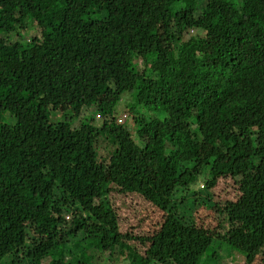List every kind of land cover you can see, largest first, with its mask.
I'll return each mask as SVG.
<instances>
[{
  "label": "trees",
  "instance_id": "obj_1",
  "mask_svg": "<svg viewBox=\"0 0 264 264\" xmlns=\"http://www.w3.org/2000/svg\"><path fill=\"white\" fill-rule=\"evenodd\" d=\"M125 93L147 114L134 130ZM263 124L264 0H0V264H86L93 246L119 264H218L223 247L253 264ZM88 165L104 176L72 170ZM203 174L238 186L214 230L194 217L212 197H177ZM114 193L157 207L160 228L121 233Z\"/></svg>",
  "mask_w": 264,
  "mask_h": 264
},
{
  "label": "rangeland",
  "instance_id": "obj_2",
  "mask_svg": "<svg viewBox=\"0 0 264 264\" xmlns=\"http://www.w3.org/2000/svg\"><path fill=\"white\" fill-rule=\"evenodd\" d=\"M29 59L33 56V53L29 54ZM135 96L129 93H125L120 102L115 108V113L118 115V119L122 123H127L133 130L136 126V121L141 122V119H146L147 114L144 110H138L137 112H131V106L136 104ZM96 109V106H94ZM139 108V107H138ZM136 118V119H135ZM100 121H97V124ZM264 129V124L263 127ZM139 141V138L135 134L134 137ZM74 172L82 174L86 177H102V170L97 166H78L72 169ZM147 176V175H146ZM42 182L45 184L51 180V176L40 175ZM205 174L201 175L198 182L189 191H182L178 194V200L190 201L194 198V194H198V197L205 196L212 197V207L198 206L195 210V221L199 227L205 229L214 230L217 229L220 222H223L227 216L230 208L239 198L238 186L234 184L232 180H222L218 185L210 187L206 183ZM150 181L149 176L145 179V183ZM208 192V195H207ZM113 207L119 215V228L121 233H130L135 236L151 235L157 231L162 221V212L153 204L144 200L138 195H120L112 194L110 197ZM185 204V203H184ZM69 219V217H67ZM138 246L141 247L140 244ZM79 257L83 258L86 264H119L116 262L117 256L113 255L107 262H102L100 252L96 250L95 246L88 247L84 253H79ZM220 256L218 264H244L246 256L244 253L223 247L218 251ZM68 258V257H67ZM74 259H77V254ZM208 262V264H215L216 259ZM253 264H264V257L258 256Z\"/></svg>",
  "mask_w": 264,
  "mask_h": 264
}]
</instances>
